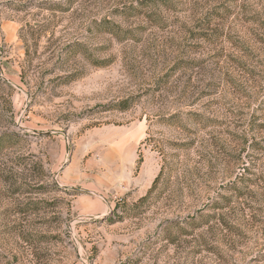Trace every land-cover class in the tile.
Masks as SVG:
<instances>
[{"label":"rangeland","instance_id":"rangeland-1","mask_svg":"<svg viewBox=\"0 0 264 264\" xmlns=\"http://www.w3.org/2000/svg\"><path fill=\"white\" fill-rule=\"evenodd\" d=\"M0 264H264V0H0Z\"/></svg>","mask_w":264,"mask_h":264},{"label":"trees","instance_id":"trees-1","mask_svg":"<svg viewBox=\"0 0 264 264\" xmlns=\"http://www.w3.org/2000/svg\"><path fill=\"white\" fill-rule=\"evenodd\" d=\"M249 175H250V174H249ZM156 183H157V180H156V181H154V184H153L152 188L150 189V191H149L148 195H150V194L152 193V191H153V189H154V186L156 185Z\"/></svg>","mask_w":264,"mask_h":264}]
</instances>
